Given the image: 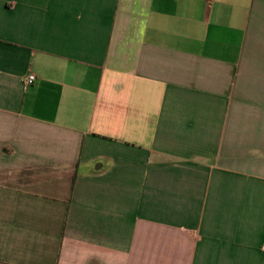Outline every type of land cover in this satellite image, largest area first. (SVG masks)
I'll list each match as a JSON object with an SVG mask.
<instances>
[{"label":"crops","instance_id":"0c3cea01","mask_svg":"<svg viewBox=\"0 0 264 264\" xmlns=\"http://www.w3.org/2000/svg\"><path fill=\"white\" fill-rule=\"evenodd\" d=\"M0 264H264V0H0Z\"/></svg>","mask_w":264,"mask_h":264},{"label":"built area","instance_id":"2783aa9c","mask_svg":"<svg viewBox=\"0 0 264 264\" xmlns=\"http://www.w3.org/2000/svg\"><path fill=\"white\" fill-rule=\"evenodd\" d=\"M210 1V0H207ZM36 75L35 74H29L28 77L26 78V83L31 84L35 81Z\"/></svg>","mask_w":264,"mask_h":264}]
</instances>
